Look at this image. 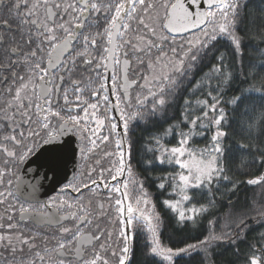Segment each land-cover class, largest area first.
I'll list each match as a JSON object with an SVG mask.
<instances>
[{
	"label": "snow or ice",
	"instance_id": "6c2138e0",
	"mask_svg": "<svg viewBox=\"0 0 264 264\" xmlns=\"http://www.w3.org/2000/svg\"><path fill=\"white\" fill-rule=\"evenodd\" d=\"M182 262L264 264V0H0V264Z\"/></svg>",
	"mask_w": 264,
	"mask_h": 264
},
{
	"label": "trees",
	"instance_id": "16d2710c",
	"mask_svg": "<svg viewBox=\"0 0 264 264\" xmlns=\"http://www.w3.org/2000/svg\"><path fill=\"white\" fill-rule=\"evenodd\" d=\"M146 135L145 126L141 125L140 127L136 128L135 130V138L140 141L142 138ZM139 149H140V143H137L135 145V151L137 153V159L139 158ZM135 162V161H134ZM164 238L167 239L171 237L173 240H177L181 237H184L186 234L181 232L173 223L169 222L167 219L165 220V223L162 228ZM222 260L227 259V254H225V257L221 258ZM183 264V262H182Z\"/></svg>",
	"mask_w": 264,
	"mask_h": 264
}]
</instances>
